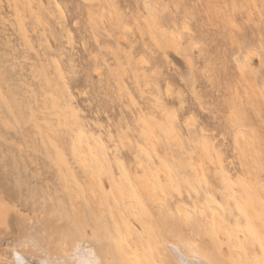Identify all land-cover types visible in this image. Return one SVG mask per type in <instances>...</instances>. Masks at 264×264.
Returning <instances> with one entry per match:
<instances>
[{
    "label": "rangeland",
    "instance_id": "obj_1",
    "mask_svg": "<svg viewBox=\"0 0 264 264\" xmlns=\"http://www.w3.org/2000/svg\"><path fill=\"white\" fill-rule=\"evenodd\" d=\"M148 1L151 23L144 0H0V227L64 218L105 264H176L163 238L264 264V0Z\"/></svg>",
    "mask_w": 264,
    "mask_h": 264
},
{
    "label": "bare ground",
    "instance_id": "obj_2",
    "mask_svg": "<svg viewBox=\"0 0 264 264\" xmlns=\"http://www.w3.org/2000/svg\"><path fill=\"white\" fill-rule=\"evenodd\" d=\"M143 5H144V8L146 9V11H148V17L150 16V18H149V20H150V23L152 22L151 21V18H152V7H151V5H150V1H148V0H144V2H143ZM0 7H1V5H0ZM1 11V10H0ZM149 11H151V13H149ZM3 12V11H2ZM1 13V12H0ZM37 18H40V17H38L37 16ZM37 20H39V19H37ZM40 22H42V21H40ZM0 24H1V22H0ZM173 34H175V33H173ZM167 36V35H166ZM163 37V36H162ZM167 40H166V42L168 41V38H166ZM173 39H174V36H173ZM171 40V39H170ZM164 41V38H163V40L161 41V42H163ZM169 42V41H168ZM165 44H167V46L169 45V47H170V44H168V43H165ZM247 60H248V56H246L245 57ZM237 59V62L238 63H236L237 64V66L239 67V68H244V62H242L240 59H238V58H236ZM3 106V105H2ZM1 108V107H0ZM3 109V108H2ZM4 110V109H3ZM2 110V111H3ZM6 112V111H5ZM2 113H4V111L2 112ZM1 113V114H2ZM6 115V114H5ZM7 117H9V116H7ZM1 118H3V119H1V120H4L6 117H4V115L1 117ZM0 120V121H1ZM6 120V119H5ZM8 120H10V119H7V123H5L4 122V124H5V126H6V124H7V129H8V124L9 125H11V123H8L9 121ZM11 121V120H10ZM3 124V125H4ZM187 127L189 126V123H187L186 122V124H185ZM10 127V126H9ZM45 128V127H44ZM28 130V129H27ZM42 130H43V128H42ZM44 131V130H43ZM29 132V131H28ZM45 132V131H44ZM28 134V133H27ZM44 134V133H43ZM30 135V134H29ZM45 135V134H44ZM47 135H48V131H47ZM49 136H51L50 134H49ZM25 138V137H24ZM23 138V139H24ZM27 138V137H26ZM30 138V137H29ZM33 138V137H32ZM23 139H21L20 141H22ZM32 140V139H31ZM30 140V141H31ZM25 141H27V140H25ZM26 143V142H25ZM27 144V143H26ZM30 143L28 142V145H29ZM36 144V143H35ZM31 145V144H30ZM22 149H23V147H24V145H19ZM32 147H34V146H32ZM38 149V148H37ZM26 150V149H25ZM27 151H28V149H27ZM32 152H33V150H31ZM31 151H29V153L31 152ZM26 154H27V152H25ZM28 153V154H29ZM25 154V155H26ZM32 153H30V155H31ZM87 155V154H86ZM92 158H93V160H94V163L96 164V168L97 169H99L100 171L102 170H104L105 169V163H104V161L102 160V158L100 157V156H98V155H96V154H94L93 153V151H92ZM24 156V155H23ZM29 155H27L26 157H28ZM89 156V155H88ZM88 156H84L83 158H81V161L83 162V163H85L89 158H88ZM25 157V156H24ZM24 157H23V159H24ZM32 157V156H31ZM35 158V157H34ZM33 158V159H34ZM25 159H27V158H25ZM30 159V158H29ZM36 160V159H35ZM35 160L33 161V162H35ZM38 160V159H37ZM36 160V161H37ZM31 161V160H30ZM40 161V160H39ZM25 162V161H24ZM32 162V161H31ZM30 162V163H31ZM27 163V162H26ZM74 163V162H73ZM34 164H39L38 163V161L36 162V163H34ZM43 164V163H42ZM27 165V164H26ZM44 165V164H43ZM74 165V164H73ZM32 166V165H31ZM37 166V165H36ZM40 166H41V164H40ZM42 167V166H41ZM34 168H35V165H34ZM33 168V169H34ZM43 168V167H42ZM33 169H32V172H33ZM38 169H41V168H39L38 167ZM37 170V169H36ZM48 170H49V168H48ZM143 173H146V170L143 168ZM46 171V170H45ZM50 171V170H49ZM81 171V170H80ZM42 172V171H41ZM41 172H39V173H41ZM51 172V171H50ZM49 172V173H50ZM83 172V171H82ZM43 173V172H42ZM42 173H41V175H42ZM48 173V172H47ZM52 173V172H51ZM50 173V174H51ZM160 171H158V173H157V175H160ZM34 175H35V172H34ZM47 176V175H46ZM54 176V175H53ZM91 176V175H90ZM44 177H45V175H44ZM50 177H51V175H50ZM87 177V176H86ZM39 178H40V176H39ZM49 178V175H48V177H46V178H43V175H42V178L40 179L41 181H43V179L46 181V179H48ZM91 178V177H90ZM38 179V178H37ZM50 179V181H51V179L52 178H49ZM49 179H48V181H47V183H50L49 182ZM142 179H143V177H142ZM85 180V179H84ZM87 180H89V179H87ZM91 180H92V178H91ZM125 180V179H124ZM2 181V180H1ZM0 181V182H1ZM39 181V180H38ZM126 181V180H125ZM124 181V182H125ZM44 182V181H43ZM52 182H55V180H53ZM96 182V181H95ZM135 182H137V181H135ZM41 184H40V186L42 185V186H44L43 184H42V182H40ZM57 183H58V181H57ZM88 183H89V181H88ZM126 183V182H125ZM152 184V179L151 178H149L148 176H146V178L144 177V180H139V182L137 183V184H139L141 187V189L143 190V192H142V190H141V194H144V196L145 197H148L150 200H153V199H155V202L157 201H159L160 199H158L157 197H158V195L157 194H154V193H152L150 190H151V184ZM38 184V186H39V183H37ZM53 183H51V185H52ZM56 184V183H55ZM54 184V186H55V190L54 189H51L52 187L50 186V189L51 190H53V193H54V191H56V185ZM90 184V183H89ZM88 184V185H89ZM91 184H94L93 182L91 183ZM97 184V183H96ZM87 185V186H88ZM0 186H1V184H0ZM41 186V188H43ZM54 186H53V188H54ZM127 186V185H126ZM138 186V185H137ZM154 186V185H153ZM47 187H49V186H47ZM98 187V186H97ZM123 187L124 186H122V188L121 189H123ZM44 188H46L45 186H44ZM43 188V189H44ZM95 188V187H94ZM93 188V189H94ZM49 189V192H48V194L51 192V190ZM129 189V188H128ZM139 189V188H138ZM42 190V189H41ZM99 190V189H98ZM88 191V190H87ZM154 191H155V189H154ZM264 191V190H263ZM96 190H95V194H96ZM52 193V192H51ZM57 193V192H56ZM58 193H60V192H58ZM62 193V192H61ZM98 193V192H97ZM123 193H126V191H125V188H124V191H123ZM128 193H130L131 194V192H128ZM129 194V195H130ZM55 195V194H54ZM99 195V194H98ZM23 196V195H22ZM20 197L21 198V200H22V198L24 199V196L23 197ZM137 196V195H136ZM135 196V197H136ZM54 197V196H53ZM94 197H95V195H94ZM98 197V196H97ZM97 197H96V199H97ZM141 197H143V195H141ZM144 197V198H145ZM1 198V197H0ZM50 198V202H51V199H53L52 198V196L51 197H49ZM127 198V197H126ZM38 199V198H37ZM156 199H158V200H156ZM55 200H57V199H55L54 198V201ZM60 200V199H59ZM59 200H58V202H59ZM91 200V199H90ZM125 200V199H124ZM130 200H132V199H130ZM16 201V200H15ZM18 201V200H17ZM16 201V202H17ZM32 201V200H31ZM30 201V202H31ZM34 201H36V199L34 200L33 199V201H32V203H30V202H26L27 204H24V205H26V207H27V205H28V203H30V204H32V206H38L37 204H35L34 203V205H33V202ZM92 201V200H91ZM95 201V200H94ZM148 201V200H147ZM21 202H23V200L21 201ZM41 202H44V200L43 201H41ZM41 202H40V204H41ZM45 202H47V201H45ZM44 202V203H45ZM53 202V201H52ZM144 202V201H143ZM154 202V200L152 201V203H155ZM210 202H212V201H209V205H208V208H209V210H210V212H211V218H212V220L213 221H215V222H217V216L220 214L218 211H216L217 209H215V207H213L211 204H210ZM23 203H25V202H23ZM37 203V202H36ZM43 203V204H44ZM97 203V202H96ZM96 203H92V204H95V205H97ZM140 203V202H139ZM147 203H151V202H147ZM151 203V205H153ZM29 204V205H30ZM46 204H48V205H46ZM45 204V206H49L50 205V203H46ZM59 205H61L60 203H58ZM62 204H64V203H62ZM28 205V206H29ZM73 205H74V203H73ZM129 205V204H128ZM155 205V204H154ZM35 206H34V208H32L33 210L35 209L36 210V213H39V211L37 212V210H40L41 211V209H39V206L37 207V209L35 208ZM45 206H43L44 208H42V209H45ZM212 206V207H211ZM21 207H23V206H21ZM25 207V206H24ZM54 207H55V205H54ZM64 206H61V209L63 208ZM156 208H158V206L156 205L155 206ZM30 209H31V205H30V207H29ZM28 207H27V209L28 210H30ZM48 208H50V206L48 207ZM92 208V207H91ZM32 209H31V211H32ZM61 209H59V207H58V212L61 210ZM151 209H153V208H151ZM34 210V211H35ZM46 210H50V209H46ZM50 211H52V210H50ZM54 212H56V209L54 210ZM52 213V214H58V212H56V213ZM129 212V211H128ZM199 212H200V214H202L203 213V210H199ZM218 212V213H217ZM31 213H35V212H31ZM50 213V212H49ZM183 217L184 218H186V217H188V213L187 212H184L183 211ZM185 213H187V214H185ZM134 214V213H133ZM132 214V212H131V215H133ZM19 214L16 212L15 214H14V217H17V218H19V221H20V224L17 226L16 225V227H18V232L19 233H16L14 230V232H11V233H3V230L1 229V227H0V264H105L106 262H104V260H103V253H104V250L106 249V245H104V243H100V244H102V246H99L98 248H99V250L98 251H100V252H98L96 249H94V246L93 245H95V244H90V242H89V240H85L83 237H82V239L81 240H79V241H77V240H74V241H71L68 237H66L65 235H64V228L66 227L64 224H66L67 225V223H65L64 221V223H63V225L65 226V227H63L62 226V224H61V221L64 219H62L61 221H60V223L58 222L56 225H53V222L51 223L50 221H47V220H50L49 218L45 221L44 219H46V217H45V215H44V213L42 214V215H44V217L42 216V218H44L43 220L45 221V222H48V227H46V224L47 223H43L42 221L40 222V220L42 219L41 218V215L40 214H38V215H40V218H39V222H37V223H42V224H44V225H41V228H42V226H44L45 228L42 230L40 227H39V229L38 228H35V229H37V230H34L33 229V231L35 232V231H37V232H35V233H26V229L27 230H29L28 228L29 227H27L29 224H27V222H29V223H31L32 225H33V221H34V225L36 224L35 223V221L37 220V219H34L33 218V220L32 219H28V220H31L32 222H30V221H28L27 220V222H26V219H23V217H19L18 216ZM33 215V214H32ZM31 215V216H32ZM37 215V216H38ZM54 216V215H53ZM65 216V215H64ZM128 216H129V213H128ZM33 217H36V215H34ZM51 217V219L53 220V218H52V215L50 216ZM62 217H63V215H62ZM61 217V218H62ZM32 218V217H31ZM66 218V217H65ZM68 218V217H67ZM66 218V220H68ZM138 218H139V216H138ZM138 218H137V220H138ZM16 219V218H15ZM18 220V219H17ZM1 221V220H0ZM38 221V220H37ZM54 221V220H53ZM12 222V221H11ZM17 222V221H16ZM24 222H26V224H27V226H25L24 227ZM51 224H50V223ZM0 224H1V222H0ZM25 224V225H26ZM61 224V225H60ZM9 225V224H8ZM32 225H29V226H31V228H32ZM33 225V226H34ZM59 225V226H58ZM69 225V224H68ZM14 226V225H13ZM27 227V228H26ZM26 228V229H25ZM68 228V227H67ZM8 229H10V228H8ZM14 229V228H13ZM69 229H70V227H69ZM73 228L71 227V229L70 230H72ZM70 230H68V232L70 231ZM5 231V230H4ZM8 231V230H7ZM66 231V230H65ZM93 232H91V233H93L94 234V231L95 230H92ZM99 231H100V229H99ZM43 232V233H42ZM71 232V231H70ZM125 232H128L129 233V235H130V231L129 230H125ZM66 233V232H65ZM72 233V232H71ZM70 233V234H71ZM96 233H98V232H96ZM102 233V232H101ZM67 235V234H66ZM69 235V234H68ZM113 235V234H112ZM195 235V234H194ZM5 236H7V237H5ZM115 236V235H114ZM117 237V236H116ZM100 238V237H99ZM166 238H168V237H166ZM97 239V238H96ZM116 239V238H115ZM169 239V238H168ZM170 241L172 240V238H170L169 239ZM177 240H178V238H177ZM94 241V240H93ZM116 241V240H115ZM139 241V240H138ZM173 242L175 241L176 243H177V241L175 240V239H173L172 240ZM181 240H179V242H180ZM91 242H92V240H91ZM102 242V241H101ZM174 242V243H175ZM178 242V244H171V243H169V242H166L165 240H164V238L162 239V243L165 245V247L167 248V250L169 251V253H170V255H172V257L174 258V260H175V262H176V264H216L215 263V261L213 260V259H211V257H209L208 255H205V254H203L202 252H200L201 250H198L197 248H195L194 246H192L191 244L190 245H185V244H183V242L181 243V244H183V245H181L180 243ZM139 243V242H138ZM136 244H137V242H136ZM121 244H119L117 247H119ZM130 245H132V244H130ZM26 246H28V247H26ZM145 246V245H144ZM143 246V247H144ZM96 247V246H95ZM124 248H125V246H123ZM123 248V251L124 250H126L127 248H125L124 249ZM131 248H133V247H131ZM108 249V248H107ZM119 249H120V247H119ZM136 249V248H135ZM139 249V246H138V248L136 249V250H138ZM112 250H113V247H112ZM150 250V249H149ZM109 251V250H108ZM120 251V250H119ZM127 251H128V249H127ZM127 251H124L125 253L127 252ZM134 251V250H133ZM135 252V251H134ZM122 253V252H121ZM124 253V254H125ZM128 253V252H127ZM123 254V253H122ZM124 254H123V256H124ZM137 255V254H136ZM125 256H126V254H125ZM139 257V256H138ZM153 257V256H152ZM127 258V257H126ZM147 258V257H146ZM32 260H33V263H32ZM127 260H128V258H127ZM130 260H131V258H130ZM140 260H141V257H140ZM147 260H148V258H147ZM152 260H153V258H152ZM154 260H155V258H154ZM153 260V261H154ZM139 261V260H138ZM152 261V262H153ZM35 262V263H34ZM146 262V261H145ZM149 262V261H148ZM147 262V263H148ZM110 264H117L116 263V261H115V259H114V254L112 253V251H111V259H110V262H109ZM108 263V264H109ZM139 263H140V261H139ZM142 263V262H141ZM150 263V262H149ZM128 264H129V261H128ZM257 264H259V261H257Z\"/></svg>",
    "mask_w": 264,
    "mask_h": 264
}]
</instances>
